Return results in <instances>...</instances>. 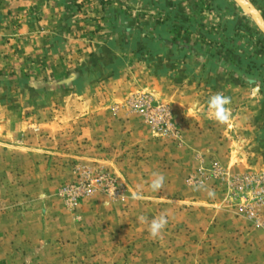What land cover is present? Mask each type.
Returning a JSON list of instances; mask_svg holds the SVG:
<instances>
[{
	"label": "rangeland",
	"instance_id": "rangeland-1",
	"mask_svg": "<svg viewBox=\"0 0 264 264\" xmlns=\"http://www.w3.org/2000/svg\"><path fill=\"white\" fill-rule=\"evenodd\" d=\"M247 1L264 19V0ZM81 6L83 14L78 15ZM66 10L57 12L55 29L41 31L42 39L47 38V44L56 51L51 57L59 60L32 61L19 76L27 73L31 84L43 77L44 83L38 84L50 91L74 87L79 92L87 91L89 96L83 91L74 97H52L49 93L47 98L39 97L47 105L67 101L80 109L64 115L69 123L77 120L80 124L58 130L60 134L54 137L57 144H49L43 154L35 151L41 148V142L35 140L43 138L37 125L38 113L23 114L28 125L20 133L10 127L0 130L1 248L11 242V227L12 232L16 230L13 227H18L16 233L24 234L30 229L36 233L35 224L41 228L49 211L46 203L42 207L41 201L45 200L56 204L53 221L61 222V226L46 230L43 227L48 231V240L39 249L43 256L35 259L33 254L28 264H229L238 259L213 255L216 247H227L229 239L223 230L215 225L207 227L202 221H208L218 211L219 215L246 221L254 233L264 232L262 34L231 0H75ZM74 15L76 26L69 32L68 24L73 23ZM15 72L5 75L3 68L0 73L5 75L2 81L6 80L7 85L0 84L2 88H20V77ZM215 93L231 98L227 124L220 125L209 117L207 102ZM13 98L15 107L33 103L20 95ZM87 109L102 120L129 123L124 128L129 132L124 142L130 141L134 131V136L145 132L144 148L129 145L122 157L125 166L145 170L142 179L127 173V167L123 171L115 169L119 153L111 152L119 157L112 155L110 163L104 160V147L89 146L90 130L84 123ZM94 124L91 134L98 135L100 124ZM187 126L192 127V133L207 129L215 136L232 138V144H219L220 148L233 149L229 166L204 152H194L205 147V142L192 146L186 143ZM83 129H88L87 133ZM13 132L15 138L9 145L6 139ZM241 137L250 144L240 142ZM165 148L167 185L171 184V188L168 186L162 196L143 189L148 187L151 176L147 177V173L154 164L149 162V153H144L163 152ZM180 150L193 151L184 156L187 164H183V157L171 158ZM245 150L252 152L251 159L239 161L237 156L244 157ZM259 150L263 152L260 155ZM137 159H141L140 164ZM240 162L246 170L234 172L233 166ZM249 162L254 164L251 169L247 168ZM68 186L79 189V201L72 207L61 196V190ZM139 188L143 191L137 202L133 195ZM152 199H156L155 204ZM85 204L92 207L91 211L100 210L95 218L115 216L120 222L116 221V226L107 232L98 231L94 224L88 225L91 229L84 220H90L95 213L84 214ZM163 212L168 215V224L161 238L152 239L147 226L137 218L143 215L150 221ZM119 223L125 228L122 232ZM59 230L66 237L74 234L78 238L75 242V238L62 239L59 245L53 238ZM103 234L107 237L103 238ZM12 261L9 264H22L24 260L16 256Z\"/></svg>",
	"mask_w": 264,
	"mask_h": 264
},
{
	"label": "crops",
	"instance_id": "crops-1",
	"mask_svg": "<svg viewBox=\"0 0 264 264\" xmlns=\"http://www.w3.org/2000/svg\"><path fill=\"white\" fill-rule=\"evenodd\" d=\"M71 2L75 3V0H0V72L5 69L7 74H11L13 71H16V76H19L21 72H26L28 64L30 62H38L42 61L43 59L46 60V58L54 60L58 58H55V56L51 57L52 55H56V51L51 47L50 45L47 44V38L42 39L41 33L43 31L50 32L55 29V25L58 24V19L56 18L59 13L67 11L66 6H69ZM59 12V13H57ZM83 14V7H79V12L78 15ZM57 15V16H56ZM76 17L75 15L73 16V23L71 24L69 21L70 25V31L73 32V27L75 24ZM80 22V21H78ZM42 31V32H41ZM51 57V58H50ZM18 70V71H17ZM161 72V71H160ZM3 73H0V84L2 85H7L6 80L3 82L2 79H4L5 75ZM27 75V73H26ZM25 76L20 75V88H13L12 86H6L5 88H2L0 86V130L2 129H7L8 127L13 128V131L17 133L16 130L19 131V133L24 129V127H27V122L25 119H22L23 114L25 113H38L36 118H39L40 122L37 125H40L41 132L40 134L43 136V138H37L38 140L35 141H40L41 145L37 148L40 150H35L38 153H44L43 149L48 148L49 144H55V139L54 137L58 134V130H61L62 128H71L74 126L75 123L80 124L77 120L73 123H69L67 119H65L64 115H67V113H71L72 111L75 113L76 111H79L80 109L75 106H71L67 103V101H64L65 104L63 105H47L42 101L41 98L39 97H44L46 98L48 96L53 95H62L64 96H80L84 92L87 91H80L74 87H66L63 89V87L59 88H52L50 91L49 89L47 90L44 84H38V83H44L42 80L44 78L42 77L41 79L38 80H33L35 81L31 84L29 79L26 78ZM13 76V75H12ZM15 76V77H16ZM37 76V75H36ZM4 77V78H3ZM14 77V76H13ZM12 84V83H10ZM16 84V83H15ZM18 86V85H17ZM34 87V88H33ZM63 89V92L60 94V90ZM182 93H185L186 90H182ZM59 92V93H57ZM90 92V91H89ZM48 93L50 95H48ZM166 92L163 91L162 94H166ZM172 91H169V94H171ZM18 96L20 95L23 99H28L33 102L32 104H19L17 107L13 106V96ZM89 96V93L87 92L85 96ZM4 102H1L3 101ZM35 100V101H34ZM39 101V103H38ZM58 101V100H57ZM57 103V102H56ZM49 104V102H48ZM51 104V103H50ZM34 106V107H33ZM89 106V105H87ZM86 106V108H87ZM32 108V109H31ZM92 109H87V116L88 118L85 119L84 123L86 124V127H89V134L88 135V140L89 146L92 144H100L101 147H104V160L106 162H111V160H108L109 157L110 159H113V157H119L118 161L115 162L116 164L114 165L115 169L117 171H123L124 167H127L128 172L131 173V175L134 173L137 174L135 177H139L142 179L144 177L145 170H141V167H133L131 168L132 165L130 166H125V160H123V150L129 145L135 146H143L147 140L145 132H138V134H135V131L131 134V137L129 138V142H124V139H128V137L125 135L126 133H129L128 130H124V128L129 125V123L122 121L120 122L118 119H113V120H102L99 118L97 115L92 116L91 115ZM52 114V117L50 118L48 115ZM63 115V116H62ZM62 116V118H61ZM10 120V124L7 123V120ZM99 119H101L99 121ZM97 125L98 123L100 124L98 126L99 130H101L100 134L98 135H93L91 134L93 131L91 129L93 128V124ZM90 123V125L88 124ZM94 124V125H95ZM95 125V126H96ZM201 126V125H200ZM248 126L247 128H249ZM95 128V127H94ZM187 130L185 131V136L184 139L186 143L188 142L189 145L193 144H198L205 142V147L198 148L197 151L194 152H199L201 151L202 153L206 155H210V158H213L214 161L219 162L220 160L226 161L225 163H221L223 165L229 166L230 160L233 159L234 152L233 149L229 151V147H221L219 144H232L234 142L231 139H226L224 137H219L218 135L215 136L212 130H204L201 133L196 131L195 133H192L193 130H191V126L186 127ZM190 128V129H188ZM203 128V127H202ZM66 130V129H65ZM88 129H83L87 133ZM203 130V129H202ZM8 135L7 136V142L9 145L12 144V140L15 138L14 135ZM137 133V132H136ZM245 134H248L247 131H245ZM11 137V138H10ZM10 138V139H9ZM8 139L10 141H8ZM51 139L52 142L49 140ZM247 142L248 140L243 137L240 138V142ZM55 142V143H53ZM152 143V141H150ZM247 143L250 144V141ZM57 144V143H56ZM210 144V145H208ZM124 148V149H123ZM204 148V149H203ZM14 149V148H13ZM102 149V148H101ZM25 150H28L25 148ZM33 151V149H30ZM183 151V152H182ZM119 153L118 155H114L113 153ZM140 152V148H139ZM138 152V155L140 153ZM149 153V162H153L154 164L150 168V171L147 173V177L151 176L153 172H161L164 174L166 177L167 175V148L163 150V152L158 151V152H145L144 154ZM186 153V154H185ZM187 153L193 154V151H186V150H180L179 153L176 155H172V159L176 160L177 158L183 157V164H187V157H184L187 155ZM260 153H263L262 151L259 150V155ZM241 153H238V155ZM244 157L242 156H237L238 160L241 161V159H251L250 155H253L251 151L245 150L243 152ZM264 154V153H263ZM102 155V156H103ZM112 155H114L112 157ZM258 155V156H259ZM247 156V158H246ZM263 158V157H262ZM147 159V158H146ZM144 159V160H146ZM141 159H137V164H140ZM166 160V163L164 162ZM181 160V159H180ZM148 162V163H149ZM164 162V163H163ZM135 165V164H134ZM182 165V164H181ZM180 165V170H182L183 166ZM254 166L251 162L248 163L247 168L251 169ZM129 167V168H128ZM245 165H243L242 162L237 163L235 166H233V171L241 173L242 170L245 169ZM130 169V170H129ZM244 172V171H243ZM171 184L167 185V178L165 180V185L163 189L159 192H156L157 194H161L164 196V194L167 193V187H170ZM171 188V187H170ZM169 188V189H170ZM140 189V188H139ZM137 189V190H139ZM144 190H147L150 192L148 187L143 188ZM142 189V190H143ZM187 189V188H186ZM141 190V189H140ZM135 191V189L133 190ZM137 192V191H135ZM158 196V195H157ZM140 201V199H137V202ZM42 207L45 208V203L47 204L46 206L49 207L48 213H46L45 217V222H43L41 225V228L39 229L37 224H35V232L31 231V229L27 232H21V233H16L17 228L13 227L14 232H12V227H11V242L6 245V247L1 248V243H0V257L1 261H3V264H9L12 261L13 257H19L20 259H23L24 264H28V260L32 261V256L35 254V259H38L36 257L43 256L42 253H40L39 249L43 248L42 244L44 241H47V233L48 231H43L44 229H48L49 227L52 226V229L54 226L59 227L61 226V222H54L55 215L53 212H55L56 204L54 202H47L45 200H42ZM152 202H156V199H152ZM155 204V203H154ZM153 205V204H152ZM46 207V208H47ZM92 207L88 205H83L82 206V212L84 214H93L95 213V216L92 215L90 220H87L85 218L84 223L88 225L94 224L95 229L98 231H105L107 232L109 229L111 230L112 226H116V221H119V219L115 216L108 217L107 219H100V217L97 219L95 218L100 210L96 212L97 208H94V211H91ZM109 209V207H108ZM53 210V212H52ZM213 217H210L211 219H207L208 221L203 222L202 224H206L205 226H210V225H215L217 229L220 228V230H223L225 234L227 235L229 241H228V246H218L216 247V250L212 251L213 255L215 253V257H220V256H227V257H232V256H237L238 259L234 260L233 262L229 264H264V232H252L249 226H246V221H242L241 219H235L233 216L230 215H219V212H213ZM52 216V218L50 216ZM49 216V217H48ZM99 216V215H98ZM86 217V216H85ZM218 219L216 220V218ZM50 218V219H48ZM60 219V216H59ZM49 220V222H48ZM120 222V221H119ZM97 223L101 224L98 225ZM241 224L239 227H234V224ZM63 224V223H62ZM98 225V226H97ZM13 226V224H12ZM21 226V225H20ZM23 227V225L21 226ZM26 228L28 227L27 225L25 226ZM91 229H93L91 226H88ZM215 227V229H216ZM225 227V229H223ZM119 230L122 232L125 230V228H121V223L118 224ZM239 230L238 233L235 232V229ZM211 229V228H210ZM219 230V231H220ZM214 231V228L213 230ZM218 231V232H219ZM58 236H55L56 240L59 241V245L61 244V240H66V238H72L74 242L78 238L76 235L71 234V237H66L67 234L60 233V230L58 231ZM103 238L107 237V234L101 235ZM99 237V239H103ZM200 236H202V233H200ZM81 237H84L81 235ZM80 238V237H79ZM85 239L87 238L86 236L84 237ZM84 238L82 240H84ZM95 238L94 240H96ZM2 240V239H1ZM81 240V239H80ZM87 240V239H86ZM102 241V240H101ZM216 241V240H215ZM19 243V244H16ZM83 242V241H82ZM75 247V246H74ZM198 249V246L195 248ZM32 257V258H29ZM22 262V264H23Z\"/></svg>",
	"mask_w": 264,
	"mask_h": 264
},
{
	"label": "clouds",
	"instance_id": "clouds-1",
	"mask_svg": "<svg viewBox=\"0 0 264 264\" xmlns=\"http://www.w3.org/2000/svg\"><path fill=\"white\" fill-rule=\"evenodd\" d=\"M231 104V98L225 96L223 93L213 94L208 102L207 109L211 119L220 125L227 124L231 118V109L228 107ZM166 177L161 172H153L148 183V189L152 192H159L163 189ZM142 189L138 190L133 195L134 199L142 198ZM138 222L147 226L149 237L157 239L162 237V233L168 224V215L166 212L161 213L157 217L149 219L146 216H139Z\"/></svg>",
	"mask_w": 264,
	"mask_h": 264
},
{
	"label": "water",
	"instance_id": "water-1",
	"mask_svg": "<svg viewBox=\"0 0 264 264\" xmlns=\"http://www.w3.org/2000/svg\"><path fill=\"white\" fill-rule=\"evenodd\" d=\"M244 14H246L254 23L257 30L264 37V19L257 9L247 2V0H231Z\"/></svg>",
	"mask_w": 264,
	"mask_h": 264
},
{
	"label": "built area",
	"instance_id": "built-area-1",
	"mask_svg": "<svg viewBox=\"0 0 264 264\" xmlns=\"http://www.w3.org/2000/svg\"><path fill=\"white\" fill-rule=\"evenodd\" d=\"M264 181V180H263ZM79 189L73 186L65 187L61 190V196L69 206L76 205L79 201Z\"/></svg>",
	"mask_w": 264,
	"mask_h": 264
},
{
	"label": "bare ground",
	"instance_id": "bare-ground-1",
	"mask_svg": "<svg viewBox=\"0 0 264 264\" xmlns=\"http://www.w3.org/2000/svg\"><path fill=\"white\" fill-rule=\"evenodd\" d=\"M248 2V1H247Z\"/></svg>",
	"mask_w": 264,
	"mask_h": 264
}]
</instances>
